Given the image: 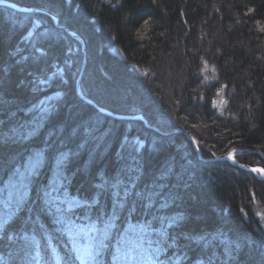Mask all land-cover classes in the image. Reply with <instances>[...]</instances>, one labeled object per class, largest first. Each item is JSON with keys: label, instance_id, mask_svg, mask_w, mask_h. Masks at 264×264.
Returning <instances> with one entry per match:
<instances>
[{"label": "trees", "instance_id": "16d2710c", "mask_svg": "<svg viewBox=\"0 0 264 264\" xmlns=\"http://www.w3.org/2000/svg\"><path fill=\"white\" fill-rule=\"evenodd\" d=\"M9 1L47 9L60 25L47 13L0 5V187L42 151L26 195L35 202L33 188L58 179L63 153L65 194L91 201L97 183L119 178L135 160L138 190L163 195L153 198L151 212L116 222L98 264L129 223L147 229V264H209V257L211 264H264V180L229 161L200 160L175 131L185 129L210 156L250 150L237 159L264 167V0ZM63 27L85 43L84 95L118 114H142L151 127L108 116L78 95L84 50ZM101 204L110 213L111 198ZM30 215L0 214V264L24 235H36L42 248L57 241L63 226L53 211ZM166 216L179 219L160 242L157 217ZM72 219L103 227L95 210L74 209ZM218 229L232 243L231 258L217 241L205 247L200 237Z\"/></svg>", "mask_w": 264, "mask_h": 264}, {"label": "snow or ice", "instance_id": "6c2138e0", "mask_svg": "<svg viewBox=\"0 0 264 264\" xmlns=\"http://www.w3.org/2000/svg\"><path fill=\"white\" fill-rule=\"evenodd\" d=\"M35 131V128L32 129ZM31 134V133H29ZM232 154L229 153V156ZM44 154L37 151L29 156L28 162L23 166V172H18L15 177L16 193L13 195L7 206L0 209V214L4 218L13 216L19 212L22 216L32 219L30 214H47L50 210L54 212L57 220L63 228L74 235V246L80 251L81 259H93L99 255L100 250L104 247L105 241L108 239L111 229L116 222L123 216L127 218V214L140 211L151 212L150 204L153 198H159L163 193H157L155 188L138 190L137 178L141 172L139 162L133 160L132 164H125L121 170L119 178H106L104 181L97 183L95 186L97 192L91 201L79 200L65 194L63 184V176L61 172L64 164V154L61 153L57 159L58 179L50 186L44 185L41 191L39 185L33 188L36 193L35 202L31 198L26 199L29 183L33 182V178L39 174ZM253 171H261L253 169ZM108 196L111 198V211L106 212L105 207L101 204V198ZM167 205V199L161 207ZM77 208H85L88 213L96 212V219L103 224L102 228H96L95 225H77L72 219L73 210ZM264 215V214H262ZM163 225L157 233L160 242L168 238L167 226L175 224L179 217H157ZM0 227H4V223L0 221ZM5 231L7 228L5 227ZM204 240L205 247L210 246V242ZM229 254H230V250ZM211 264V257H209Z\"/></svg>", "mask_w": 264, "mask_h": 264}, {"label": "rangeland", "instance_id": "374dc122", "mask_svg": "<svg viewBox=\"0 0 264 264\" xmlns=\"http://www.w3.org/2000/svg\"><path fill=\"white\" fill-rule=\"evenodd\" d=\"M34 12H40V11H34ZM219 95L220 96L222 95L221 92ZM225 103H226L225 97H221L219 102L217 103L218 108H219V112L221 114H224V112H225V108L227 105ZM108 116H110V115H108ZM117 119H119V118H117ZM144 124L147 126V124L145 122H144ZM181 133H183V132H181ZM193 147H194V145H193ZM199 147L201 150L200 142H199ZM230 152H234L236 157H238L240 155L242 156V155L247 154V153H252L250 150H242L239 148L232 149ZM197 154H198V152H197ZM209 154H210V152L204 154L201 150V157L198 155V158L204 162L212 161L210 159L213 156H210ZM259 154L262 155V153H259ZM27 162H28V160H27ZM27 162L24 163V165H26ZM24 165L19 166L18 169L16 170V172L13 173L11 175V177H9V179H7L6 184L5 185L3 184L0 187V207L2 206L3 208H5L7 206L9 199L13 195H15V193H16L15 177H16L18 172H23V170H24L23 166ZM27 193H26V195H27ZM66 195H68V194H66ZM69 196L81 200L80 198H78L76 196H72V195H69ZM202 216L203 215H200V214L196 215V217H202ZM77 225L82 226V225H92V224L91 223H87V224L77 223ZM135 226H136L135 224H127L126 225V229L128 230L129 233L127 235H125V238L123 239V240L134 239V242H133V245L135 246L134 249H132L128 252H120V251L117 252V255L111 259L110 264H146V263H142V262L136 260L135 256H136V251L144 247V245L141 243L140 239L143 238L142 234H146L147 231L146 230L142 231V227H141L142 225H139L140 227L137 229ZM227 227L228 226H222L221 228L226 229ZM59 230H61V228H59ZM62 231H64V232L62 233ZM62 231L59 234H61V238L63 240L62 242H63L64 249L66 251L65 255H66L67 262L70 261V264H90L89 259H81L80 257H78L77 253H79L80 251L78 250V248L76 246H74V243L73 244L69 243L71 240L74 241L73 233H71L67 230H64V229H62ZM220 233H222V231L220 229L216 230L215 232H213L211 234L209 233L208 234L209 235L208 240L210 243L217 241L222 246V249H223L226 257L231 258L232 243H231V241H229L227 239V237H225V235L223 236V233H222V235ZM202 235H205V234H202ZM195 236H197V235H195ZM200 237H205V236H200ZM197 238L198 237H195L193 239L195 241H201L199 238L198 239ZM62 242H61V244H62ZM228 250H230V254H229ZM51 256H52V260H54L56 262L59 261L60 255L56 251H52ZM50 259H51V257H50ZM39 260H40V248H39L38 241L35 237L30 236V237H26L25 241L21 245L20 250L15 255H13L6 264H39ZM201 263H202V260H198L196 262V264H201Z\"/></svg>", "mask_w": 264, "mask_h": 264}, {"label": "water", "instance_id": "95a60500", "mask_svg": "<svg viewBox=\"0 0 264 264\" xmlns=\"http://www.w3.org/2000/svg\"><path fill=\"white\" fill-rule=\"evenodd\" d=\"M0 5L10 7V8H12L14 10H17V11H24V12L40 11V12H43V13H47L48 15H50L53 18V20L55 21V23L58 26L60 25L59 16L57 14L47 10V9L34 8V7H25V6H21V5L17 4V3H15V2H12V1H9V0H0ZM63 28L65 30H67L72 36H74L75 38H77L81 42V44L83 46V50H84V59H83L82 65H81L80 74H79V77L77 79V84H76L77 85L76 88H77L78 95L82 99H84L85 101H87V102L93 104L94 106H96L99 109L100 112H102V113H104L106 115H110V116H113V117L119 118V119H140V120H143V122H145L147 124V126L151 127L149 125L147 119L145 118V116H143L142 114H135V115L118 114V113L112 112L111 110H109V109H107L105 107L99 106L93 99L88 98L87 96L84 95L83 89H82V86H81V81H82V78L84 76L85 67H86V63H87L86 53H85V43H84L83 39L76 32L68 29L67 27H63ZM153 128L155 130H157V131H160V129L157 128V127H153ZM175 131L176 132H183L187 136V138L192 142V144L194 145L196 151L198 152V155L201 157V150H200L199 142L197 141V139L194 136H192L189 132H187L185 129L177 128ZM229 153H231L232 155L229 156ZM229 153H227L225 155H222V156L215 155L210 160H212V161H214V160L229 161L230 163H232L234 165H237L240 168H243L245 170H248V171H251V172L255 173L260 179L264 180V167L263 166H261V165L247 166L246 164L242 163L241 161H239L237 159V157H236L234 152H229ZM253 169H259L261 171H253Z\"/></svg>", "mask_w": 264, "mask_h": 264}, {"label": "bare ground", "instance_id": "6f19581e", "mask_svg": "<svg viewBox=\"0 0 264 264\" xmlns=\"http://www.w3.org/2000/svg\"><path fill=\"white\" fill-rule=\"evenodd\" d=\"M99 110V109H98ZM129 224H131V223H129Z\"/></svg>", "mask_w": 264, "mask_h": 264}]
</instances>
